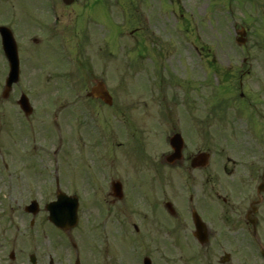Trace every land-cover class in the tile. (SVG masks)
<instances>
[{"label": "flooded vegetation", "instance_id": "obj_1", "mask_svg": "<svg viewBox=\"0 0 264 264\" xmlns=\"http://www.w3.org/2000/svg\"><path fill=\"white\" fill-rule=\"evenodd\" d=\"M112 1L118 5L120 0H55L59 26L54 29L51 0H41L39 9L31 0H0V156L2 152L17 150L19 144L11 139L9 144L2 145V134H9L4 114L16 113L11 102L19 108L18 98L26 93L31 78L37 74L43 99L46 65L61 54L60 44L54 39L60 26L67 23L66 29L73 27L76 39L77 31L83 29L84 40L80 38L76 45L79 53H73V57L66 53L68 58L79 66L84 59H101L106 65L110 52L104 43L99 51V54L103 51L104 57L97 55V51L94 53L92 25H99L102 14H110ZM88 11L92 16H88ZM66 12L69 16L65 22ZM138 31L136 28L132 34ZM10 36L13 42L7 49L4 39ZM64 44L70 47L68 37ZM253 59L255 63L239 70L226 98L214 89L209 91L205 83L199 93V105L190 104L191 99L185 103L183 98V104L176 103L177 109L169 107L165 117L169 129L163 133L156 129L157 135H152L157 143L152 144L148 137L153 125L144 123L142 117L152 115L155 119V114L148 115L153 110L140 108L149 100L143 98L145 92H136L139 98L131 100L135 104L128 100L117 104L110 92L114 103L108 105L88 95L102 81L96 80L93 73L90 88L83 92L82 88L75 89L77 103L87 106L92 103L88 107L96 104L106 109V152L113 153V160L104 157V170L87 169L85 181L75 185V196L82 208L79 222L86 214L92 234L97 236H88L86 241L83 236H64L71 244L69 262L264 264V62ZM247 61L243 59L245 64ZM17 64L19 81L5 96L7 80L15 73ZM103 68L108 70L106 66ZM121 91L128 96L126 88ZM190 92L189 89V97ZM176 97L175 102L181 100L179 94ZM19 110L21 121L14 116L13 125L9 124L17 129L11 137L20 138L23 133L18 130L20 125H27L25 138L30 147L31 117ZM143 110L148 111L143 114ZM128 133L138 139L130 146ZM177 134L183 137V158L171 164L167 161L171 148L168 145L161 149L160 140L167 144ZM28 147L23 146V155ZM127 148L134 153L125 151ZM125 153L131 158L138 154L140 166H133L132 162V168L127 169ZM4 171H8L7 165ZM181 177L184 184L177 187L174 183L181 182ZM40 203L39 214L43 219V188ZM149 225L156 230L155 236L167 237L161 242L150 240V232H145ZM27 237L25 241L0 236V264H47L45 252L54 249L47 243L49 236ZM13 246L21 248L19 255ZM22 253L28 254L27 257L23 258ZM48 264H55L53 257L50 256Z\"/></svg>", "mask_w": 264, "mask_h": 264}, {"label": "rangeland", "instance_id": "obj_2", "mask_svg": "<svg viewBox=\"0 0 264 264\" xmlns=\"http://www.w3.org/2000/svg\"><path fill=\"white\" fill-rule=\"evenodd\" d=\"M32 1L33 6L39 9L41 0ZM112 2L114 5V1ZM230 3L232 5H229ZM245 3L246 5L238 4L232 0H120L117 7L116 5L111 7L109 16L102 14L99 17V25H92L94 34L91 39L96 41L94 53L97 51V55L102 56L103 51L100 54L99 51L104 43L110 52L106 65L101 59H84V64L80 66L67 61L66 53L72 57L79 53L76 45L80 38L84 40L83 29L77 31L79 38L76 39L73 27L66 29L67 23L60 26L56 33L58 37L54 39L58 41L60 47H64V40L68 37L70 47H66V53L59 54V57L63 56L62 60L59 59V65L54 67L50 63V68L46 65L47 74L51 77L43 79V99L39 91L40 86L37 85H40L39 74L32 77V83L26 87L29 88L26 92L35 107V113L30 120L31 127H34L30 147L25 138L27 125H20L21 128L18 130L23 132L20 138L11 137V134L17 131L9 125H13L11 120L14 116L17 120L22 117L14 101L11 103L15 105L16 113L8 111L4 114L7 122L6 130L8 128L9 134H2V145L9 144L11 139L17 140L16 143L19 144L17 150L2 152L0 156V236L14 239L18 237L25 241L28 239L27 236H49L46 238L47 243L56 250L54 252V249L46 250L45 262L48 264L51 256L55 264H70L71 255L68 253L70 244L65 235L48 222L45 212L43 219L40 214L34 218L25 212V206L30 204L31 200L40 201L42 188L43 202L46 201V197H54L55 189L52 185L55 183L56 170L60 171L59 174H63L66 186L62 188L71 193L76 191L75 185L85 181L87 169L96 172L99 167L104 170V157L109 161L113 160V153L106 152L104 125L106 109L96 104L88 107L92 103L88 106L83 102L77 103L74 101L76 95L72 89L75 91L79 87L83 92L90 88L93 82L92 73L96 76V80L98 78L106 83L114 94L117 104H121L124 100L135 104L131 100L139 98L136 92L144 89L146 96L143 98L149 100L141 104L140 108L153 110L148 112V115L154 113L155 119L152 115L149 116L150 118H142L144 123L153 125L151 133H148L149 143H157L152 134H156V129L159 130L165 123L161 116L163 107L165 112L169 107H175L173 100L176 92L184 98L185 103L186 100L191 99L192 104L195 105L199 101L193 100L199 98L200 90L207 81V88L214 89L220 96L226 98L232 91V78H235L233 74H238L235 67L238 68L242 64V58L250 56L248 60L250 62V58L262 56L264 61V17H258L261 18L260 22L249 24L250 2ZM263 6L262 2H259L258 12L261 14L264 11ZM68 14L69 12H66L65 22ZM88 16H92L90 11ZM241 26H249L247 47L251 54L241 50L236 43L235 31ZM136 28H139V31L134 35L132 30ZM89 35L92 36L91 33ZM103 66L108 67V70L104 71ZM38 70L39 67L37 72ZM60 72L67 73L68 78L56 79ZM178 80L183 83L191 81L190 88L194 91L190 93V97L189 94L187 95L189 89L184 84L181 87ZM175 86L180 87L175 88ZM122 88H126L127 97L121 91ZM147 88L154 89L155 92H152L154 95L150 96L145 90ZM147 111L143 110V114ZM163 117L165 119L164 114ZM116 120L119 124V118ZM113 121L115 122L114 119ZM144 123L142 122L143 126H147ZM137 126H141L140 121L137 122ZM144 131L146 136V129ZM128 137V145L138 140L130 133ZM75 143L80 144V154ZM23 146L30 150L27 155H23ZM165 146L161 143V149ZM125 151L130 152L131 155L134 153L132 148L130 150L127 148ZM126 160L127 169L132 168V162L133 166H140L138 154L134 158L128 155ZM5 165L8 166V171H4ZM183 184L184 181L179 185L183 186ZM33 218L35 223L32 225ZM77 227L71 231L72 236H83L84 241L88 236H97L96 233L92 234L86 214ZM145 232H150V240L160 239L161 242V239L167 237L155 236L156 230H153L151 225L146 226ZM164 240L169 244L168 239ZM93 243L94 241L92 245ZM13 249L19 255L21 248L17 249L13 246ZM25 254L22 253L21 256L26 258L28 254Z\"/></svg>", "mask_w": 264, "mask_h": 264}, {"label": "water", "instance_id": "obj_3", "mask_svg": "<svg viewBox=\"0 0 264 264\" xmlns=\"http://www.w3.org/2000/svg\"><path fill=\"white\" fill-rule=\"evenodd\" d=\"M16 79H12L9 81L11 85ZM99 90V89H98ZM22 108L25 111L30 112V108H28V101L23 100L21 102ZM59 202L55 203L54 205H50L48 208L51 210V217L50 220L55 223L58 227L67 229L74 225V208L70 204V200L67 199L65 196L59 197ZM28 211L33 213H37L38 205L36 202H33L31 206L27 208Z\"/></svg>", "mask_w": 264, "mask_h": 264}]
</instances>
